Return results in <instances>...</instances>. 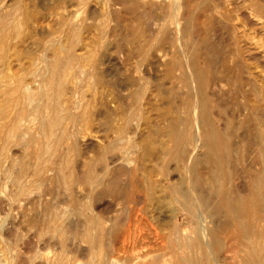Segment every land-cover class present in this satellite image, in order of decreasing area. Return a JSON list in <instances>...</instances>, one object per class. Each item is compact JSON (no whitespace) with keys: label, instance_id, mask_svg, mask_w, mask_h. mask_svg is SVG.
I'll use <instances>...</instances> for the list:
<instances>
[{"label":"rangeland","instance_id":"rangeland-1","mask_svg":"<svg viewBox=\"0 0 264 264\" xmlns=\"http://www.w3.org/2000/svg\"><path fill=\"white\" fill-rule=\"evenodd\" d=\"M141 1L122 0L121 2V0H118V3H116L117 0L114 1L113 0H104V1L103 0H85V1L84 0H61V1L34 0L35 2L34 3L32 0H19V2L17 0H0V171H1L0 173V216H1L0 261L1 264L2 263L52 264L61 258L64 261V264H87V263L100 264V262L104 260L108 261L110 264L111 262L110 259L112 256H114L116 259L115 261L116 263H112V264H162L163 262L161 261H164V259L167 257L171 259V264H174L175 261H176L175 264H179L178 261L180 260V258H182L184 254L186 255L190 253L194 257H196V255L198 254L196 258L199 260L205 258L204 251H202L197 247L196 240L191 241L192 246L190 248L185 250L183 248L180 249L181 247L178 248L175 239L169 236L167 227L165 228L162 225H161L162 228L156 226L158 221L157 222L155 221L154 215L157 214L156 212L157 210L155 211L152 210L153 208L152 209L150 208V206L153 205H150L151 203H149L150 200H148L147 197L148 194L146 193V191L144 190L140 191L141 188L138 187L134 189H131L130 187L126 188L127 184L125 183L129 181L131 175L129 173L131 171L132 174H134V176L137 173V175H139L137 176V178H139L140 180L143 177L139 168L136 169L137 159L139 155L138 145L140 140L139 132L135 131L136 130L135 125L138 119L135 117L133 118L132 120L133 124H131L130 127L131 129L128 128L129 132H126L124 134L125 138L123 140H115V138H117L115 129L118 126L122 125L123 116L125 114V110L127 109V107H125L124 105V102L126 101L123 102V99L125 100V98H127L129 93L135 91L139 94L137 97V102L135 104V110L139 112L143 106L147 109L148 112L150 110L149 115H150L151 123L147 125L143 124L142 128L144 129V132L149 133L150 137L153 139L157 138L158 136H160L158 138L162 137L165 140L169 138L168 136L164 137L162 132L161 133L159 132L158 135H155L157 134L155 133V129L157 127L161 129L165 128L166 116L171 113L172 111L171 109H173L172 104L174 107L181 105L182 99H184L183 97H185V91L187 87L183 84V82L179 77L181 69L179 68L180 70H178V68L172 67V65L170 64L169 65L166 64L168 61H170L172 58L176 56H178L181 59V63L184 65L186 63V59L188 58L189 53L196 51L198 56H200L199 58L202 60L203 65L205 64L204 67L205 69L207 68L206 70L208 71L207 72L208 75L212 78V82H213L212 90L214 92L217 91L218 93L216 92V95H218L222 100L227 102L226 104L227 106L224 105L220 107L221 111H223L224 117L227 118L228 116L227 113L229 114L230 111L231 112L233 111L237 114L242 113L240 119H238L239 123L235 125L234 134L232 137L235 142L239 141V143L241 144V150H239L238 155L235 151H232L229 161L225 164L227 171L229 170L227 185L229 186L233 185L235 187L238 184L239 186L241 184L243 176H246V181L248 182V184H251L253 175L256 173L257 168L261 166L260 163L262 157L259 154V152L255 153V158H253L254 156L250 158L249 156L250 153L244 148L246 147L245 144L247 145L248 139L255 137L256 132H258L260 129H263V125H264V0H164L165 2L163 0H141ZM175 1L178 2L179 4L175 3ZM163 2L165 3L164 6H160V4ZM45 5L46 6L49 5V6L46 7ZM64 5L68 6L70 9L67 7L68 9L67 11L66 6L64 7ZM179 6L180 8H178ZM98 7H100V9ZM141 7L143 10L141 9ZM34 8L36 9V11L34 10ZM109 8L111 9L112 13ZM55 9L56 11L54 12ZM148 9L149 11H147ZM11 14L12 17L10 16ZM3 15L5 16V18L3 17ZM27 16H29V19ZM113 16L115 17L113 18ZM1 17H3L4 19ZM55 19L56 21H54ZM62 19L63 21L64 20H69V22L72 21L75 24L78 22L77 25H79V29L71 31V29L68 27L63 28ZM177 20H179V23L176 22ZM187 22L190 24L191 32L185 35V33L182 31V27ZM86 23L87 25L89 24L90 25L87 26ZM40 24L41 26H39ZM45 24L48 25L46 26ZM126 26L128 28L130 26L131 27L128 29ZM171 28H173L172 31ZM140 29L141 30L143 29V31H138ZM65 30L68 33H66ZM115 31L118 34L115 33ZM44 32L45 34H43ZM34 36H36L37 38ZM114 36L116 39L114 38ZM143 39L146 40L142 41ZM87 41L88 42L91 41V42L88 44ZM71 43H73L72 51L76 55L75 59L71 58L70 60L66 51H62L63 65L59 71L58 78L61 79L63 83L62 99L63 97H67L68 101H70L69 103L71 104V108L70 110L68 109L69 110L68 112H70L71 114L73 113V116L66 117L67 110L64 109L63 112L61 111L62 113L61 115L65 113L64 114L65 116L63 115L64 117L63 123L65 122H66L65 124L68 123L67 125L69 130L68 133L64 134L62 133L61 126L60 128L57 127L58 136H60L61 139L60 141L54 136L46 135L45 131L41 127L38 107L42 106L43 107L42 109L45 113L49 111V108L43 105V101L39 100L38 98L33 99L32 102L31 100H27L25 103V115L21 119H15L17 108L15 109L14 104H10L11 102H9V99H7L9 96L6 93L7 92L6 90H8L9 87H11L12 81H14V79L22 78L26 80L28 83L32 80L30 82L31 84L29 83V89L32 94L36 93V91H39L40 90L39 88L41 87L40 85H42V74L49 73L48 64L50 61H52L51 54H53L54 52L53 50L55 46L57 45L65 46V45H70ZM84 43L87 44V46ZM129 43L130 46L128 47ZM27 44L29 45L27 46ZM123 45L124 48L122 47ZM210 45H212V47ZM88 46L90 49L87 48ZM132 47L133 49L131 50ZM181 47H183L184 50ZM35 48L38 50H36ZM92 48L94 49V51L92 50ZM21 49L22 50L25 49V51L22 52ZM28 51L30 54L28 53ZM47 51L49 53H47ZM102 51H103V55H101ZM165 52H168L167 58L163 59L162 54ZM134 55L135 57H133ZM44 58L46 62H44L45 61ZM79 58L82 60H80ZM22 59L23 61H21ZM30 59H32V61ZM104 61H106L107 63L106 62L104 63ZM68 62H70L71 64L69 65L66 64ZM81 62L86 63L85 70L83 71L75 70V68L78 67L77 65ZM102 62L103 65H101ZM35 65H37L36 66L37 68L35 67ZM39 65L41 68L38 67ZM150 66L151 68H149ZM27 67L30 68L27 69ZM214 67H216L217 70ZM25 68L27 70H23ZM13 69L16 71H13ZM183 69H186L185 65L183 66ZM98 70L99 72H97ZM81 72L84 73L81 74ZM67 73L69 74V76H67ZM99 73L100 74L102 73L101 76ZM94 75H96L95 77L96 80L94 79V77H92ZM156 78L157 80L155 81ZM67 79L69 82L67 81ZM104 79L107 80V82ZM218 79L221 82H219ZM98 82L100 85H98ZM112 82L117 84L115 85ZM155 82L158 83L157 86H155ZM71 83L73 86H71ZM251 83H256V86H254ZM102 85L103 86L105 85L106 89ZM35 86L38 87L36 88ZM133 86L134 87L137 86L138 88L137 87L134 88ZM212 86L210 87L212 88ZM257 86L260 89H257ZM112 88H114L113 90L118 95L113 93ZM117 88L120 89L118 90ZM48 89L52 90L50 88ZM255 89H257L258 93L255 91ZM70 90L73 91L72 93L69 94V92H71ZM110 90L112 91V93L110 92ZM102 91L103 93L105 92L104 93L105 97ZM109 94L111 95V97H113V101H111L112 98L110 97ZM150 94H152V96H150ZM107 95L109 97H107ZM103 97L106 98L104 101H103L104 99ZM65 99L66 98H64L63 100L66 103ZM37 100L39 103L37 102ZM62 101L61 103L64 104V101L63 102ZM87 101L90 103H88ZM166 101L167 103L165 104ZM96 104L97 107L95 106ZM114 104L118 107H116ZM256 104L260 106L258 118L254 115L255 111H253L252 109L253 107L255 108L257 107ZM107 105H109L110 108L107 107ZM94 106L96 108H93ZM9 107L11 108V110ZM84 108L86 109L84 110ZM101 108L102 110H100ZM93 109L98 114L96 115V117L95 116L91 117L90 112L88 113V111H92ZM110 109L112 111H110ZM86 110L87 112L86 114H84V111ZM4 111H7L8 113L6 118L3 117ZM99 112H101L100 116H99ZM114 113L116 114L118 113V114L116 115ZM106 114H108V116ZM160 114H162V116H160ZM101 117L105 119H102ZM6 119L10 123V125H7V127L4 126V124L6 123ZM121 119L122 122L118 121ZM79 120L82 121L83 123L80 122ZM17 122H19V127L14 128ZM117 123H119L118 126ZM155 123L157 126L155 125ZM160 123L163 126H160L161 125ZM9 128H11L13 131ZM79 128H81L82 131ZM19 132L21 134L20 137L17 136ZM26 132L28 133V135L26 134ZM70 139L72 141H69ZM111 141L115 142L114 146L112 148L106 149V144H108ZM47 142L49 146H51L48 147V149L44 148V145ZM87 148L89 149L91 148V149L87 150ZM5 150H7V152ZM39 150H41V154L39 153ZM85 151L87 153H85ZM74 152L75 154L73 155ZM116 154L122 157L125 156V159H119L115 163L117 165L115 167L108 165L109 169L106 167L104 170L98 171V173L100 174V175L98 174L99 175L98 177L100 178L90 183L88 181V177L90 175V172L93 170V167L89 164V162L86 161H89V158L92 159L96 156L102 155L105 157L104 162H108L110 160L109 156L112 157L115 156ZM134 154H137V156ZM90 155H92V157ZM130 158H133V161L130 160ZM85 159L87 160L85 161ZM5 160L8 162H4ZM125 160L128 161L130 160V161L128 163V161ZM150 160L153 161L155 160V162L149 161L148 165L152 166L156 164L158 168L157 171L149 172L150 177L153 179H160V180L163 179L165 176L164 174H166L167 171L163 169L161 166H159L158 163H156L157 162L156 158L152 157ZM163 160L164 159L160 157L159 163L160 162L163 163ZM55 161H57V163H56V167L54 168ZM133 165H135L134 168L132 167ZM5 166H7L8 168ZM51 167L53 168L51 169ZM255 167L257 168L255 169ZM80 172H83L82 176L84 178V181L82 184L79 182V176L81 175ZM158 173L162 176H160ZM13 177L14 179H12ZM112 181L115 184L112 183ZM121 183L122 185H120ZM80 185L86 186L85 192H79V190L81 191ZM25 187H29V192H28L29 194L27 195L22 193L23 192L22 189ZM71 187H73V189ZM123 187L125 189H122ZM44 191L47 193H45ZM104 191L107 193L101 196L100 194L103 193ZM84 193L88 195L87 197L90 198V200L86 196H84L85 195ZM156 193L157 195L165 194L164 191L163 192L159 191V193L158 192ZM34 194L35 196H32ZM44 195L46 196L42 197ZM65 195L67 196V198ZM28 198L30 200L31 198H33V200L30 201ZM36 199H38L39 202ZM125 199L126 200L128 199V201H126ZM23 200H25L26 202ZM28 200L30 203L28 202ZM41 201L43 204L41 203ZM78 201H81L82 203L79 204ZM132 201L134 204H132ZM178 201L179 200L176 198L175 194H172L171 196H169V199H165L163 201V205H164L163 209L167 217H172L173 210H177L181 206L180 202ZM175 203H177L176 204L177 206L175 205ZM38 204L40 205V207ZM71 206H73V208ZM145 207L147 211L144 210ZM74 208L75 210H73ZM110 210L114 212L112 213ZM169 210L172 211L169 212ZM45 211L47 212L45 213ZM247 212L248 213H246L245 219L255 227L256 232H259L262 235H264V210L263 211L259 210V212H255L254 214L250 212V209ZM54 213H56L57 215H54ZM110 213L113 215H111ZM124 213L126 214L129 213L128 215L131 214L133 216L135 215V217H137L138 219L140 217L139 220H137L136 222L134 221L136 223V224L134 223V226L135 227L139 226L138 231L140 233L138 235L139 237L137 236L139 241L137 242L136 246L133 247V244L131 245L132 247L129 246L130 247L129 250L132 249L130 250V252L129 250L128 252H123V250L121 251L118 248V246L121 245V238L123 239V237L119 238L120 241L115 251L113 247L114 244L113 235L112 233L109 232L110 231L109 229L111 228L110 226H112L113 224L117 223L118 227H120V225L122 226L123 224L124 226L127 223L126 220L128 215H125ZM92 216H95V222L92 223L91 226H87L86 223L87 218H90ZM108 216H111L112 218ZM121 218H123L124 220ZM111 220L114 223L111 222ZM138 221L139 223H137ZM220 222H222L224 225V233L231 234L234 237L236 236L238 237V241L239 243H241L239 246L238 255L240 254V252L241 254L244 253V250H242L244 249L242 247L243 237L241 236V233L239 231V228L236 224V220L234 219V217L229 215H223ZM72 223H74V226L72 225ZM101 224L103 225V228H100ZM93 225L95 226V228ZM152 227L153 230L154 228L158 230V234L152 230ZM55 230L57 233L55 232ZM29 237L30 238L32 237L31 240L29 239ZM48 237L50 240H48ZM38 238L40 239L37 240ZM43 238L45 241L43 240ZM93 239L95 241H93ZM153 240H155V242ZM38 243L41 245H39ZM141 246L143 247V249ZM44 248L46 250L49 249V251L46 254L44 253L46 251L44 250ZM137 249H139V251ZM149 250H151V253ZM195 250L197 251V253L195 252ZM147 251L149 252L147 253ZM155 253L157 257L154 256ZM41 254L42 256H40ZM49 254L53 256L52 258L55 260H53L51 256H49ZM150 256L152 258H150ZM47 257H49L52 261L47 260ZM119 257L120 259H118ZM137 257L139 259H134ZM79 260L83 262L81 263L80 261V263H78ZM237 261H240V256L235 258L234 260L228 257L226 260H224V263L239 264V262ZM240 263L245 264L241 261Z\"/></svg>","mask_w":264,"mask_h":264},{"label":"bare ground","instance_id":"bare-ground-1","mask_svg":"<svg viewBox=\"0 0 264 264\" xmlns=\"http://www.w3.org/2000/svg\"><path fill=\"white\" fill-rule=\"evenodd\" d=\"M19 2V0H17ZM34 2V0H32ZM44 1V0H43ZM61 1V0H60ZM85 1V0H84ZM104 1V0H103ZM114 1V0H113ZM127 1V0H126ZM139 1V0H138ZM141 1V0H140ZM164 1V0H163ZM31 2V1H30ZM29 2V3H30ZM46 2V1H45ZM122 2V0H121ZM124 2V1H123ZM130 2V1H129ZM136 2V1H135ZM142 2V1H141ZM165 2V1H164ZM161 3L160 6H164L165 3ZM14 3V2H13ZM35 3V2H34ZM37 3V2H36ZM62 3V2H61ZM109 3V2H108ZM118 3V0L117 2ZM120 3V2H119ZM133 3V2H132ZM147 3V2H145ZM154 3V2H153ZM175 3H178L175 1ZM19 4V3H17ZM49 4V3H48ZM54 4V3H53ZM60 4V3H59ZM179 4V3H178ZM36 5V4H35ZM58 5V4H57ZM75 5V3H74ZM135 5V4H134ZM140 5V3H139ZM143 5V4H142ZM150 5V3H149ZM177 5V4H176ZM46 6V5H45ZM49 6V5H47ZM46 6V7H47ZM66 5H64L65 7ZM114 6V5H113ZM144 6V5H143ZM142 6V7H143ZM15 7V6H14ZM13 7V8H14ZM28 7V6H27ZM38 7V6H37ZM68 6H66V10ZM95 7V6H94ZM110 7V6H109ZM135 7V6H134ZM137 7V6H136ZM141 7V9H142ZM154 7V6H153ZM156 7V6H155ZM42 8V7H41ZM69 8V7H68ZM72 8V7H71ZM93 8V6H92ZM100 9V7H98ZM176 8V7H175ZM180 8V6L178 7ZM28 9V8H27ZM46 9V8H45ZM65 9V8H64ZM70 9V8H69ZM75 9V8H74ZM110 9V8H109ZM133 9V8H132ZM135 9V8H134ZM138 9V8H137ZM150 9V8H149ZM149 9L147 11H149ZM17 10V9H16ZM34 10L36 11V9L34 8ZM39 10V9H38ZM47 10V9H46ZM63 10V9H62ZM61 10V12H62ZM92 10V9H91ZM95 10V9H94ZM105 10V9H104ZM113 10V9H112ZM143 10V9H142ZM27 11V10H26ZM56 11V9L54 10V12ZM58 11V10H57ZM111 11V9H110ZM146 11V12H147ZM178 11V10H177ZM205 11V10H204ZM31 12V11H30ZM64 12V11H63ZM75 12V11H74ZM94 12V11H93ZM96 12V11H95ZM98 12V10H97ZM101 12V11H100ZM103 12V11H102ZM182 12V11H181ZM49 13V12H48ZM60 13V12H59ZM73 13V12H70ZM112 13V11H111ZM134 13V12H133ZM138 13V12H137ZM176 13V12H175ZM207 13V12H206ZM6 14V13H5ZM36 14V13H35ZM52 14V12H51ZM65 14V13H64ZM63 14V15H64ZM97 14V13H96ZM102 14V13H101ZM136 14V13H135ZM178 14V13H177ZM21 15V14H20ZM46 15V14H45ZM62 15V16H63ZM69 15V14H68ZM99 15V13H98ZM115 15V14H114ZM137 15V14H136ZM12 17V14L10 15ZM23 16V15H22ZM35 16V15H34ZM60 16V15H59ZM91 16V15H90ZM132 16V15H131ZM177 16V15H175ZM180 16V14H179ZM177 16V17H179ZM3 17L5 18V16L3 15ZM1 17V18H3ZM29 19V16H27ZM55 17V16H54ZM115 16H113L114 18ZM135 17V16H134ZM133 17V18H134ZM161 17V16H160ZM189 17V16H188ZM197 17V16H196ZM206 17V16H205ZM3 18V19H4ZM59 18V17H58ZM78 18V17H77ZM155 18V17H154ZM153 18V19H154ZM162 18V17H161ZM32 19V18H31ZM50 19V18H49ZM92 19V18H91ZM97 19V18H96ZM46 20V19H45ZM59 20V19H58ZM61 20V19H60ZM157 20V19H156ZM155 20V21H156ZM164 20V19H163ZM29 21V20H28ZM56 21V19L54 20ZM63 21V19H62ZM206 21V20H205ZM20 22V21H19ZM23 22V21H22ZM40 22V21H39ZM47 22V21H46ZM50 22V20H49ZM52 22V21H51ZM82 22V21H81ZM91 22V21H90ZM94 22V21H93ZM176 22L179 23V20H177ZM197 22V21H196ZM202 22V21H201ZM199 22V23H201ZM12 23V22H11ZM27 23V22H26ZM30 23V22H29ZM37 23V22H36ZM43 23V22H42ZM45 23V21H44ZM78 23V22H77ZM77 23L75 24L74 22L69 20H64L62 23V27H68L71 29V31L77 30L79 29V25H77ZM95 23V22H94ZM157 23V22H156ZM23 24V23H21ZM38 25V24H37ZM36 25V26H37ZM46 25V24H45ZM48 25V24H47ZM46 25V26H47ZM87 25V23H86ZM90 25V24H89ZM87 25V26H89ZM31 26V25H29ZM41 26V24L39 25ZM58 26V25H57ZM56 26V27H57ZM128 26V25H127ZM126 26V27H127ZM195 26V25H194ZM131 27V26H130ZM129 27V28H130ZM133 27V26H132ZM168 27V26H166ZM193 27V26H192ZM35 28V27H34ZM44 28V27H43ZM49 28V27H48ZM128 28V27H127ZM128 28V29H129ZM138 28V27H136ZM165 28V27H164ZM208 28V27H207ZM210 28V27H209ZM45 29V28H44ZM173 28H171L172 31ZM37 30V29H36ZM83 30V29H81ZM115 30V28H114ZM113 30V31H114ZM193 30V29H192ZM45 31V30H44ZM50 31V30H48ZM68 31V30H67ZM109 31V30H108ZM107 31V32H108ZM138 31H143V29L138 30ZM182 31L186 34H189L191 32V27L190 24L187 22L185 25H183L182 27ZM66 32V30H65ZM64 32V33H65ZM169 32V31H168ZM204 32V31H203ZM63 33V34H64ZM68 33V32H66ZM70 33V32H69ZM109 33V32H108ZM114 33V32H113ZM115 33H117L115 31ZM131 33V32H130ZM152 33V32H151ZM179 33V32H178ZM181 33V32H180ZM30 34V33H29ZM45 34V32L43 33ZM118 34V33H117ZM125 34V33H124ZM129 34V31H128ZM204 34V33H203ZM202 34V35H203ZM31 35V34H30ZM47 35V34H46ZM49 35V34H48ZM65 35V34H64ZM67 35V34H66ZM150 35V34H147ZM180 35V34H179ZM178 35V36H179ZM195 35V34H194ZM32 36V35H31ZM38 36V35H36ZM34 36V37H36ZM56 36V35H55ZM113 36V35H111ZM125 36V35H124ZM123 36V37H124ZM69 37V36H68ZM83 37V36H82ZM180 37V36H179ZM37 38V37H36ZM115 38V36H114ZM149 38V37H148ZM158 38V37H157ZM196 38V37H195ZM205 38V37H204ZM211 38V37H210ZM29 39V38H28ZM76 39V38H75ZM116 39V38H115ZM119 39V37H118ZM152 39V38H151ZM150 39V40H151ZM197 39V38H196ZM51 40V39H50ZM88 40V38H87ZM146 39H143L142 41H144ZM180 40V39H179ZM27 41V40H25ZM36 41V40H35ZM38 41V40H37ZM92 41V40H91ZM91 41H87L88 44ZM126 41V40H125ZM129 41V40H128ZM138 41V40H137ZM140 41V40H139ZM148 41V40H147ZM188 41V40H187ZM41 42V41H40ZM63 42V41H62ZM61 42V43H62ZM78 42V41H77ZM93 42V41H92ZM130 42V41H129ZM29 43V42H26ZM32 43V42H31ZM102 43V42H101ZM135 43V40H134ZM189 43V42H188ZM36 44V43H35ZM34 44V45H35ZM43 44V43H42ZM45 44V42H44ZM64 44V43H63ZM85 44V43H84ZM110 44V43H109ZM108 44V45H109ZM125 44V43H124ZM133 44V43H132ZM141 44V43H140ZM29 44H27L28 46ZM33 45V44H32ZM31 45V47H32ZM87 46V44H85ZM94 45V44H93ZM138 45V44H137ZM142 45V44H141ZM188 45V44H187ZM91 46V45H89ZM89 46L87 48H89ZM130 46V43L128 44V47ZM134 46V45H133ZM212 47V45H210ZM11 47V46H10ZM20 47V46H19ZM23 47V46H22ZM26 47V46H25ZM36 47V46H35ZM38 47V46H37ZM99 47V46H98ZM124 48V45L122 46ZM121 47V49H122ZM146 47V45H145ZM172 47V46H171ZM24 48V47H23ZM22 48V49H23ZM28 48V47H27ZM30 48V47H29ZM73 48V43H71L70 45H57L54 48V52L52 55V61L49 62V73H43L42 74V85H40L41 87L39 88V91H36V93L32 94L30 92L29 89V83L32 81H30L29 83L22 79V78H16L14 79V81H12L11 87H9L8 90H6L7 95L9 96L7 99H9V102H11L10 104H14L15 109L17 108V112L15 114V119H21L24 115H25V103L27 100H32L35 98H38L39 100L43 101V105L47 106L49 108V111L47 113H45L43 111V107L39 106L38 107V111H39V117H40V124L42 129L45 131L46 135H50V136H54L57 139H60V136H58V130L57 127L60 128L61 126V130L62 133L66 134L68 133V123L65 124L63 123V115H61V111L63 112V110H67V114L66 117H72L73 113L71 114L70 112H68L71 108V104L69 103L70 101H68L67 97H63L66 98V103L65 101L62 99L63 96V83L61 81V79L58 78L59 75V71L63 65V57H62V51H66L67 55L69 56L70 60L71 58L75 59V53H73L72 51ZM94 48V47H93ZM92 48V50L94 51V49ZM183 49V47H181ZM21 51H25L22 50ZM36 49V48H35ZM90 49V48H89ZM133 49V47L131 48V50ZM28 50V49H27ZM38 50V49H36ZM88 50V49H87ZM110 50V49H109ZM130 50V51H131ZM184 50V49H183ZM195 50V49H194ZM32 51V49H31ZM49 51V50H48ZM47 51V53H49ZM84 51V50H83ZM91 51V50H89ZM105 51V50H103ZM103 51L101 53V55H103ZM121 51V50H120ZM140 51V50H139ZM85 52V51H84ZM123 52V51H122ZM126 52V51H125ZM161 52V51H160ZM184 52V51H183ZM19 53V52H18ZM29 53V51H28ZM38 53V51H37ZM45 53V52H44ZM65 53V52H64ZM78 53V52H77ZM91 53V52H90ZM106 53V52H105ZM246 53V52H245ZM30 54V53H29ZM27 54V55H29ZM36 54V53H35ZM89 54V53H87ZM95 54V53H93ZM134 54V53H133ZM167 54L168 52L163 53V59L167 58ZM212 54V53H211ZM50 55V56H51ZM132 55V53H131ZM185 55V54H184ZM15 56V55H14ZM23 56V55H21ZM123 56V55H122ZM186 56V55H185ZM20 57V56H19ZM31 57V56H30ZM29 57V58H30ZM132 57V56H131ZM135 57V55L133 56ZM187 57V56H186ZM185 57V58H186ZM200 56H198V54L196 53V51L190 52L188 55V58L186 59V63L184 64L186 69H183V64L181 63V59L176 56L174 58H172L170 61H168L166 64H170L172 65V67H176L178 68V70H180V79L183 82V84L187 87L186 91H185V97H183L184 99H182V103L181 105L178 106H173L172 104V108L171 109V113L168 114L166 116V124H165V128L161 129L159 127H157L155 129V135H158V133L162 132L164 137L168 136L169 138L167 140H165L164 138H158L160 136H158L157 138H151L149 133H145L143 127V124L147 125L151 123V119H150V108L148 109L149 112L147 111V109L143 106L139 112H137V110H135V104L137 102V97H138V93L135 92H131L128 94L127 98H125V100L123 99L124 105L125 107H127V109L125 110V114L123 116V123L122 125L118 126L119 123H117V128L115 129L116 132V136L117 138H115V140H123L124 134L128 131V128L131 129V124L133 118H137V123H136V132H139L140 134V140H139V155H138V159H137V166L136 169L139 168V170L141 171L142 174V179L140 180L139 178H137V173H136V177L134 176V174H132V171L129 173L130 175V179L129 181H127L125 184H127L126 188L130 187L131 189L134 188H141V190L146 191V193L148 194V200L149 203H151L150 208L152 210H157V214L154 215L155 221L157 222L156 226L161 227V225L163 227H167L168 228V234L170 237H173L175 239V242L178 246V248L180 249H188L192 246V242L193 240L197 241V247L199 249H201L202 251H204V255L205 258L204 259H197V255L196 257H194L193 255L190 254H184L182 258H180V260L178 261L179 264H227L224 263V260H226L228 257L232 258L233 260L237 257L240 256V261L245 263V264H264V235H262L259 232L255 231V227L245 219L246 217V213H248L247 211L250 209L251 213H255V212H259L264 210V125H263V129H260L258 132H256L255 137H252L250 139H248L247 141V145L245 144V150H247L250 153V158H255V153L259 152V154L261 155L262 159H261V166H259L258 168L255 167L256 173L253 175L252 180H251V184H248V182L246 181V176H243L241 184L238 186H229L227 185L228 183V171L226 169L225 164L229 161L230 155L232 151H235L238 155L239 150H241V144L239 143V141H234L233 140V134H234V128L235 125L238 122V119H240V116L242 115V113L237 114L235 112H231L229 109V114L227 113V118L224 117L223 111H221V106H227V102L222 100L218 95H216V92H214L213 86H212V78L208 75V71L205 69L202 60L199 58ZM28 58V57H27ZM20 59V58H19ZM37 59V58H36ZM72 59V60H73ZM80 59V58H79ZM139 59V58H137ZM32 61V59H30ZM34 60V58H33ZM45 60V58H44ZM82 60V59H80ZM79 60V61H80ZM91 60V59H90ZM104 60V59H103ZM120 60V59H119ZM23 61V59L21 60ZM84 61V60H83ZM86 61V60H85ZM89 61V60H88ZM99 61V60H98ZM108 61V59H107ZM121 61V60H120ZM206 61V60H205ZM42 62V61H41ZM46 62V60L44 61ZM106 61H104L105 63ZM30 63V61H29ZM107 63V62H106ZM211 63V62H210ZM66 64H71L70 62L66 63ZM75 64V63H74ZM88 64V63H87ZM239 64V62H238ZM85 65L86 63H79L75 68V70H85ZM103 65V62L102 64ZM146 65V64H145ZM25 66V65H24ZM28 66V65H26ZM37 65H35L36 67ZM40 67V65L38 66ZM100 67V66H99ZM30 67H27V69H29ZM37 68V67H36ZM41 68V67H40ZM39 68V69H40ZM65 68V67H64ZM74 68V67H73ZM151 68V66L149 67ZM153 68V67H152ZM180 68V69H179ZM213 68V67H212ZM216 68V67H214ZM26 68L23 70H27ZM34 69V68H33ZM104 69V68H103ZM22 70V69H21ZM65 70V69H64ZM68 70V69H67ZM217 70V68H216ZM215 70V71H216ZM13 71H16L13 69ZM46 71V70H45ZM44 71V72H45ZM63 71V70H61ZM73 71V70H71ZM70 71V72H71ZM101 71V70H100ZM105 71V70H103ZM20 72V71H19ZM22 72V71H21ZM31 72V71H30ZM36 72V70H35ZM67 72V71H66ZM69 72V71H68ZM75 72V71H74ZM99 72V70L97 71ZM15 73V72H14ZM34 73V72H33ZM84 72H81V74ZM134 73V72H133ZM132 73V74H133ZM161 73V72H160ZM30 74V73H29ZM91 74V73H90ZM98 74V73H97ZM100 74V73H99ZM102 74V73H101ZM100 74V76H101ZM105 74V73H104ZM13 75V73H12ZM71 75V73H70ZM120 75V74H119ZM147 75V74H145ZM215 75V74H214ZM15 76V75H14ZM20 76V75H19ZM31 76V75H30ZM41 76V75H40ZM67 76H69V74L67 73ZM89 76V75H88ZM116 76V75H115ZM127 76V75H126ZM2 77V76H1ZM12 77V76H11ZM86 77V76H85ZM96 77V75L92 76ZM104 77V76H103ZM162 77V76H161ZM217 77V76H216ZM229 77V76H228ZM6 78V77H4ZM87 78V77H86ZM91 78V77H90ZM127 78V77H126ZM149 78V75H148ZM215 78V77H214ZM218 78V77H217ZM232 78V77H231ZM29 79V78H28ZM74 79V78H73ZM83 79V78H82ZM99 79V78H98ZM103 79V78H101ZM100 79V80H101ZM120 79V78H119ZM124 79V78H123ZM161 79V78H160ZM220 79V78H219ZM218 79V81H219ZM38 80V79H37ZM96 80V79H95ZM105 80V79H104ZM149 80V79H148ZM157 80V78L155 79V81ZM4 81V80H3ZM68 81V79H67ZM76 81V80H74ZM81 81V80H80ZM89 81V80H88ZM87 81V82H88ZM102 81V80H101ZM107 82V80H105ZM243 81V80H242ZM241 81V82H242ZM35 82V81H34ZM41 82V81H40ZM69 82V81H68ZM71 82V81H70ZM79 82V81H78ZM116 82V81H114ZM112 82V83H114ZM127 82V81H126ZM141 82V81H140ZM149 82V81H148ZM221 82V81H219ZM245 82V80H244ZM254 82V81H253ZM256 82V81H255ZM77 83V82H75ZM80 83V82H79ZM89 83V82H88ZM95 83V82H94ZM104 83V81H103ZM31 84V83H30ZM102 84V83H101ZM115 84V83H114ZM117 84V83H116ZM115 84V85H116ZM212 86V88L209 86ZM226 84V83H225ZM229 84V83H228ZM254 86H256V83H251ZM39 85V84H38ZM65 85V84H64ZM91 85V83H90ZM98 85L99 82H98ZM109 85V84H107ZM120 85V84H119ZM137 85V84H136ZM140 85V84H139ZM158 83L155 82V86H157ZM214 85V84H213ZM231 85V84H230ZM66 86V85H65ZM64 86V87H65ZM71 86L72 83H71ZM89 86V85H88ZM103 86V85H102ZM149 86V85H148ZM163 86V85H162ZM232 86V85H231ZM234 86V85H233ZM239 86V85H238ZM5 87V85H4ZM36 87V86H35ZM33 87V88H35ZM38 87V86H37ZM36 87V88H37ZM90 87V86H89ZM100 87V86H99ZM105 88V85L103 86ZM113 87V86H111ZM125 87V86H124ZM134 87V86H133ZM137 87V86H136ZM134 87V88H136ZM227 87V86H226ZM225 87V88H226ZM235 87V86H234ZM2 88V86H1ZM48 88L52 89L49 90ZM67 88V87H66ZM69 88V87H68ZM74 88V87H72ZM87 88V87H86ZM91 88V87H90ZM88 88V89H90ZM122 88V87H121ZM138 88V87H137ZM185 88V87H184ZM101 89V88H100ZM106 89V88H105ZM104 89V90H105ZM114 88H112L113 90ZM118 89V88H117ZM120 89V88H119ZM118 89V90H119ZM154 89V88H153ZM172 89V88H171ZM174 89V88H173ZM234 89V88H233ZM239 89V88H238ZM257 89H260L257 86ZM257 89H255V91L257 92ZM65 90V89H64ZM82 90V89H81ZM99 90V88H98ZM168 90V89H166ZM226 90V89H225ZM72 93L73 90H70ZM87 91V90H86ZM96 91V90H95ZM106 91V90H105ZM108 91V90H107ZM117 91V90H116ZM125 91V90H124ZM128 91V90H127ZM165 91V90H164ZM98 92V91H97ZM96 92V93H97ZM110 92L112 93V91L110 90ZM120 92V91H119ZM154 92V91H153ZM166 92V91H165ZM164 92V93H165ZM248 92V91H247ZM67 93V92H66ZM74 93V92H73ZM99 93V92H98ZM97 93V94H98ZM103 93V91H102ZM101 93V94H102ZM105 93V92H104ZM103 93L104 97L105 94ZM110 93V94H111ZM113 93H115V91L113 90ZM121 93V92H120ZM119 93V94H120ZM163 93V94H164ZM218 93V92H217ZM258 93V92H257ZM65 94V93H64ZM84 94V93H83ZM91 94V93H90ZM89 94V95H90ZM96 94V95H97ZM109 94V95H110ZM117 94V93H115ZM114 94V95H115ZM5 95V92H4ZM118 95V94H117ZM122 95V94H121ZM67 96V94H66ZM72 96V95H70ZM68 96V97H70ZM85 96V95H84ZM100 96V95H99ZM113 96V95H112ZM150 96H152V94H150ZM174 96V95H173ZM225 96V95H224ZM87 97V95H86ZM95 97V94H94ZM92 97V98H94ZM103 97V98H104ZM107 97H109L107 95ZM111 97V95H110ZM115 97V96H114ZM123 97V96H122ZM157 97V95H156ZM182 97V96H181ZM113 101V97H111ZM109 98V99H111ZM119 98V97H118ZM155 98V97H153ZM161 98V97H160ZM98 99V98H95ZM102 99V98H101ZM106 98L103 99V101ZM64 101V104L61 103V101ZM70 100V99H69ZM73 100V99H72ZM91 100V99H90ZM89 100V101H90ZM115 100V99H114ZM117 100V98H116ZM115 100V101H116ZM120 100V99H119ZM7 101V100H5ZM62 101V102H63ZM82 101V100H81ZM96 101V100H95ZM101 101V100H100ZM102 101V103H103ZM114 101V102H115ZM150 101V99H149ZM156 101V100H155ZM154 101V102H155ZM161 101V100H160ZM164 101V99H163ZM172 101V99H171ZM38 102V100H37ZM86 102V101H85ZM88 102V101H87ZM122 102V103H123ZM157 102V101H156ZM39 103V102H38ZM90 103V102H88ZM86 103V104H88ZM96 103V102H95ZM100 103V102H97ZM110 103V100H109ZM108 103V104H109ZM113 103V102H112ZM121 103V102H119ZM153 103V102H152ZM167 103V101L165 102V104ZM180 103V102H179ZM4 104V103H3ZM79 104V103H78ZM107 104V103H106ZM118 104V103H116ZM150 104V103H149ZM94 105V104H93ZM115 105V104H114ZM113 105V106H114ZM253 105V104H252ZM38 106V105H37ZM97 107V104L95 105ZM93 108H96V107ZM100 106V105H99ZM116 106V105H115ZM148 106V104H147ZM159 106V104H158ZM171 106V105H170ZM256 108L253 107V111H255L254 115L258 118L259 116V109L260 106L258 104H256ZM36 107V106H35ZM107 107H109V105H107ZM118 107V106H116ZM161 107V106H160ZM159 107V108H160ZM164 107V106H163ZM262 107V106H261ZM8 108V107H7ZM10 108V107H9ZM78 108V107H77ZM110 108V107H109ZM114 108V107H113ZM158 108V107H157ZM62 109V110H61ZM69 109V110H68ZM86 108H84L85 110ZM112 109V108H111ZM110 109V111H112ZM119 109V108H118ZM117 109V110H118ZM152 109V108H151ZM156 109V108H155ZM243 109V108H242ZM6 110V109H4ZM11 110V108H10ZM88 110V109H87ZM86 111H84V114H86ZM102 110V108L100 109ZM109 110V109H108ZM154 110V109H153ZM158 110V109H157ZM163 110V109H162ZM250 110V109H249ZM8 111V110H7ZM7 111L3 112V117L6 118L7 116ZM105 111V110H103ZM102 111V112H103ZM166 111V110H165ZM242 111V110H241ZM245 111V110H244ZM90 112V116L93 117L96 115H98L96 113V111L93 109L92 111H88V113ZM120 112V111H119ZM164 112V111H162ZM237 112V111H236ZM246 112V111H245ZM99 112V116H100ZM244 113V112H243ZM261 113V112H260ZM103 114V113H102ZM116 114V113H114ZM118 114V113H117ZM116 114V115H117ZM80 115V114H79ZM104 115V114H103ZM108 116V114H106ZM121 115V114H120ZM123 115V114H122ZM65 116V115H64ZM77 116V115H76ZM81 116V115H80ZM102 116V115H101ZM112 116V115H111ZM119 116V115H118ZM160 116H162V114H160ZM82 117V116H81ZM103 117V116H102ZM101 117V118H102ZM76 118V117H75ZM98 118V116H97ZM100 118V119H101ZM112 118V117H111ZM122 118V117H121ZM225 118V119H224ZM35 119V118H34ZM83 119V118H82ZM105 119V118H102ZM250 119V118H249ZM108 120V119H107ZM136 120V119H134ZM80 121V120H79ZM86 121V120H85ZM88 121V120H87ZM110 121V120H109ZM113 121V120H111ZM117 121V120H116ZM115 121V123H116ZM122 122L121 120H118ZM248 121V120H247ZM262 121V120H261ZM82 122V121H80ZM263 122V121H262ZM75 123V122H74ZM83 123V122H82ZM81 123V124H82ZM97 123V122H96ZM107 123V122H106ZM163 123V122H162ZM101 124V122H100ZM114 124V123H113ZM158 124V123H157ZM161 124V123H160ZM159 124V125H160ZM7 125H10V123L8 122V120L6 119V123L4 124L5 127H7ZM156 125V123H155ZM81 126V125H80ZM157 126V125H156ZM160 126H163L162 124ZM239 126V125H237ZM19 127V122L16 123L14 128ZM93 127V126H92ZM101 127V126H100ZM103 127V126H102ZM155 127V126H154ZM248 127V126H247ZM254 127V126H253ZM257 127V126H256ZM21 128V127H20ZM109 128V127H108ZM148 128V127H147ZM153 128V126H152ZM261 128V127H260ZM11 129V128H9ZM81 131L82 129L79 128ZM97 129V128H96ZM95 129V130H96ZM12 130V129H11ZM74 130V129H73ZM98 130V129H97ZM13 131V130H12ZM80 131V132H81ZM23 132V131H22ZM21 132V133H22ZM73 132V131H72ZM135 132V134H136ZM149 132V131H148ZM153 132V131H152ZM111 133V132H110ZM255 133V132H254ZM26 134L28 135V133L26 132ZM104 134V133H103ZM25 135V134H24ZM75 135V133H74ZM81 135V134H79ZM138 135V134H137ZM153 135V134H152ZM154 135V136H155ZM162 135V134H161ZM17 136H21L20 132L17 134ZM78 136V135H77ZM136 136V135H135ZM76 137V136H75ZM241 137V136H240ZM244 137V136H243ZM250 137V136H249ZM70 138V137H69ZM109 138V137H108ZM136 138V137H135ZM127 139V138H126ZM138 139V137H137ZM90 140V139H89ZM114 140V141H115ZM69 141H72L71 139ZM76 141V140H75ZM88 141V140H87ZM92 141V140H91ZM114 141L109 142L108 144H106V149L108 148H112L115 144ZM130 141V140H128ZM94 142V141H93ZM101 144V143H100ZM129 144V143H128ZM243 144V143H242ZM54 145V144H53ZM79 145V144H78ZM77 145V147H78ZM95 145V144H94ZM49 146L48 142L44 145V148L48 149ZM63 147V146H62ZM121 147V145H120ZM38 148V147H37ZM56 148V146H55ZM124 148V147H123ZM83 149V148H82ZM89 148H87L88 150ZM91 149V148H90ZM89 149V150H90ZM94 149V148H93ZM92 149V150H93ZM118 149V148H117ZM29 150V148H28ZM31 150V148H30ZM79 150V149H78ZM136 150V149H135ZM7 152V150H5ZM126 151V150H124ZM130 151V149H129ZM32 152V151H31ZM90 152V151H89ZM88 152V153H89ZM92 152V151H91ZM247 152V153H248ZM5 153V152H4ZM39 153L41 154V150H39ZM85 153H87L85 151ZM117 153V152H115ZM15 154V153H14ZM75 154V152L73 153V155ZM138 154V153H137ZM137 154H134L137 156ZM236 155V154H235ZM2 156V154H1ZM14 156V155H13ZM82 156V155H81ZM86 156V155H85ZM92 157V155H90ZM110 160L108 162H104V156H96L92 159L89 158V161H86L87 159H85L86 162H89V164L93 167V170L90 172V175L88 177V181L94 182L96 181L100 174L98 173V171H102L104 170L106 167L108 168V165H111L113 167L117 166L115 163L119 160V159H125V156H118L117 154L115 156H109ZM152 157L156 158L157 162L159 164V166H161L163 169H165L167 172L166 174H164V178L163 179H153L150 177L149 172H153V171H157V165H152L149 166L148 162L152 161L155 162V160H150ZM160 157L163 160V163L160 162L159 163V159ZM134 158V156H133ZM133 158H130V160L133 161ZM137 158V157H136ZM9 159V158H8ZM18 159V158H17ZM19 160V159H18ZM21 160V159H20ZM82 160V159H80ZM129 160V161H130ZM11 161V160H10ZM22 161V160H21ZM77 161V160H76ZM128 161V160H125ZM128 161V163H129ZM131 161V162H132ZM4 162H8V161H4ZM35 162V161H34ZM82 162V161H81ZM130 162V163H131ZM10 163V162H9ZM54 168L56 167V163L57 161L54 162ZM152 164V163H151ZM29 165V164H28ZM233 165V163H232ZM4 166V165H3ZM37 166V165H36ZM58 166V165H57ZM80 166V165H79ZM77 166V167H79ZM130 166V165H129ZM135 165H133L132 167L134 168ZM252 166V165H251ZM7 167V166H5ZM48 167V166H47ZM131 167V169H132ZM254 167V166H253ZM8 168V167H7ZM6 168V169H7ZM50 168V167H49ZM53 167H51L52 169ZM121 168V167H120ZM130 168V167H129ZM232 168V167H231ZM109 169V168H108ZM119 169V168H118ZM162 169V170H163ZM8 170V169H7ZM130 170V169H129ZM52 171V170H51ZM79 171V169H78ZM82 171V170H81ZM135 171V169H134ZM138 171V170H137ZM232 171V170H231ZM4 172V171H2ZM115 172V171H114ZM1 173V171H0ZM12 173V172H11ZM16 173V172H15ZM67 173V172H66ZM81 175L79 176V182L82 184L84 181V178L82 176L83 172H80ZM135 173V172H134ZM139 173V172H138ZM161 173V172H160ZM239 173V172H238ZM87 174V173H85ZM99 174V175H98ZM149 174V175H148ZM155 174V173H154ZM159 174V173H158ZM61 175V174H60ZM87 175V176H88ZM103 175V174H102ZM156 175V174H155ZM160 175V174H159ZM158 175V176H159ZM52 176V175H50ZM129 176V175H128ZM162 176V175H160ZM6 177V176H4ZM21 177V176H20ZM29 177V176H28ZM42 177V176H41ZM39 177V178H41ZM54 177V176H53ZM235 177V176H234ZM8 179V178H7ZM14 179V177L12 178ZM23 179V178H22ZM64 179V178H63ZM25 180V179H24ZM27 180V178H26ZM35 180V179H34ZM22 181V180H21ZM49 181V180H48ZM59 181V179H58ZM114 181V180H113ZM112 181V183H114ZM26 182V181H25ZM31 182V181H29ZM52 182V181H50ZM123 182V181H122ZM238 182V181H237ZM61 183V182H60ZM230 183V182H229ZM53 184V183H52ZM115 184V183H114ZM32 185V183H31ZM85 185V184H83ZM92 185V184H91ZM122 185V183L120 184ZM208 187H207V186ZM53 186V185H51ZM77 186V185H76ZM96 186V185H95ZM115 186V185H114ZM228 186V187H227ZM41 187V186H40ZM55 187V186H54ZM81 187V191L79 190V192H85L86 191V186H82ZM125 187V186H124ZM122 189H125V188ZM73 189V187H71ZM106 188V187H105ZM39 189V188H38ZM69 189V187H68ZM107 189V188H106ZM130 189V191H131ZM90 190V188H89ZM139 190V189H138ZM22 193L23 194H29V187H25L22 189ZM38 191V190H37ZM41 191V189H40ZM67 191V190H66ZM129 191V192H130ZM159 191H164L165 194L164 195H157L156 192L159 193ZM45 192V191H44ZM62 192V191H61ZM64 192V191H63ZM91 192V191H90ZM125 192V190H124ZM138 192V191H137ZM5 193V192H3ZM34 193V192H33ZM36 193V192H35ZM47 193V192H45ZM107 192H103V193H99L101 196L106 194ZM176 195V198L179 200L178 202H180L181 206L177 209V210H173V216L172 217H167V215L164 212V205H163V201L165 199H169V196H171L172 194ZM17 194V193H16ZM83 194V193H81ZM80 194V195H81ZM85 194V193H84ZM88 194V193H87ZM7 195V194H6ZM21 195V194H20ZM90 195V194H89ZM111 195V194H110ZM116 195V194H115ZM142 195V194H141ZM8 196V195H7ZM32 196H35L32 195ZM46 195L42 196L45 197ZM66 196V195H65ZM69 196V195H68ZM76 196V195H75ZM79 196V195H78ZM84 196H88V195H84ZM124 196V195H123ZM143 196V195H142ZM5 197V196H4ZM90 197V196H89ZM132 197V196H131ZM134 197V196H133ZM144 197V196H143ZM175 197V196H174ZM27 198V197H26ZM35 198V197H34ZM67 198V196H66ZM88 198V197H87ZM117 198V197H116ZM114 198V199H116ZM123 198V197H122ZM121 198V199H122ZM29 199V198H28ZM85 199V198H84ZM83 199V200H84ZM90 200V198H88ZM130 199V197H129ZM135 199V198H134ZM141 199V198H140ZM22 200V199H20ZM30 200V199H29ZM28 200V202H29ZM31 200H33V198H31ZM30 200V201H31ZM38 200V199H36ZM119 200V199H118ZM126 200V199H125ZM139 200V198H138ZM147 200V199H146ZM25 201V200H23ZM65 201V200H64ZM106 201V200H105ZM113 201V200H112ZM117 201V200H116ZM120 201V200H119ZM128 201V199L126 200ZM26 202V201H25ZM33 202V201H32ZM39 202V200H38ZM79 204H81V201H78ZM84 202V201H83ZM177 202V203H178ZM24 203V202H22ZM30 203V202H29ZM37 203V202H36ZM42 203V201H41ZM145 203V202H144ZM175 203V205L177 204ZM43 204V203H42ZM41 204V205H42ZM49 204V203H47ZM78 204V205H79ZM95 204V203H94ZM93 204V205H94ZM129 204V203H128ZM127 204V205H128ZM132 204L133 201H132ZM39 205V204H38ZM106 205V204H105ZM145 205V204H144ZM43 206V205H42ZM59 206V205H58ZM77 206V205H76ZM86 206V205H83ZM116 206V205H114ZM174 206V205H172ZM177 206V205H176ZM40 207V205H39ZM44 207V206H43ZM47 207V206H46ZM45 207V209H46ZM63 207V206H62ZM73 208V206H71ZM80 207V206H79ZM111 207V206H109ZM128 207V206H127ZM48 208V207H47ZM77 208V207H76ZM98 208V207H97ZM166 208V207H165ZM173 208V207H172ZM49 209V208H48ZM47 209V210H48ZM59 209V208H58ZM101 209V208H100ZM130 209V208H128ZM136 209V208H135ZM142 209V208H141ZM170 209V208H168ZM39 210V209H38ZM75 210V208L73 209ZM118 210V209H117ZM140 210V209H139ZM146 210V207L144 209ZM40 211V210H39ZM43 211V210H42ZM51 211V210H50ZM111 211V210H110ZM128 211V210H127ZM133 211V210H132ZM172 211V210H171ZM169 210V212H171ZM47 211H45L46 213ZM67 212V211H66ZM70 212V211H69ZM89 212V211H88ZM112 212V211H111ZM114 212V211H113ZM112 212V213H113ZM135 212V211H134ZM139 212V211H138ZM149 212V211H148ZM154 212V211H153ZM43 213V212H42ZM79 213V212H78ZM108 213V212H107ZM130 213V212H129ZM129 213H124L125 215H128ZM152 213V212H151ZM59 214V213H58ZM105 214V213H104ZM111 214V213H110ZM144 214V213H143ZM49 215V214H48ZM51 215V214H50ZM54 215H57L56 213H54ZM113 215V214H111ZM146 215V214H145ZM223 215H229L234 217V219L236 220V224L239 228V231L241 233V236L243 237V242H242V247L244 249V253L238 255L239 253V246L241 243H239L238 241V237H234L231 234H226L224 233V225L222 222H220V220L222 219ZM38 216V215H37ZM64 216V215H63ZM68 216V215H67ZM71 216V215H70ZM115 216V215H114ZM151 216V214H150ZM36 217V216H35ZM56 217V216H55ZM99 217V216H97ZM111 217V216H108ZM135 215H128L127 220H126V224L123 226L120 225V227H118L117 223L113 224L112 226H110L111 228L109 229L110 233H112L113 235V247L114 250L116 251V247L119 243V238L123 237V239L121 238V245L118 246V248L123 252H128L129 250V246H131L133 244V247L137 245V242L139 241V239L137 238V236L139 235V231H138V227L139 226H134V223L140 219L135 217ZM1 218V216H0ZM112 218V217H111ZM153 218V217H152ZM153 218V219H154ZM48 219V218H47ZM70 219V218H68ZM72 219V218H71ZM74 219V217H73ZM86 219V218H85ZM107 219V218H106ZM120 219V218H119ZM118 219V220H119ZM123 219V218H121ZM255 219V218H254ZM77 220V219H75ZM83 220V219H82ZM108 220V219H107ZM124 220V219H123ZM149 220V219H148ZM31 221V220H30ZM74 221V220H73ZM81 221V220H80ZM135 221V222H134ZM154 221V222H155ZM52 222V221H51ZM75 222V221H74ZM95 222V216H92L90 218H87V226H91L92 223ZM111 222H113L111 220ZM123 222V221H122ZM65 223V222H64ZM114 223V222H113ZM139 223V221L137 222ZM145 223V222H144ZM233 223V222H232ZM120 224V223H119ZM136 224V223H135ZM72 225L74 226V223H72ZM81 225V224H80ZM7 226V225H6ZM9 226V225H8ZM62 226V225H60ZM67 226V225H66ZM94 226V225H93ZM92 226V227H93ZM150 226V225H149ZM152 226V224H151ZM58 227V226H57ZM229 227V226H228ZM33 228V227H32ZM60 228V227H59ZM73 228V227H72ZM84 228V227H83ZM95 228V226H94ZM100 228H103V225L101 224ZM158 228V227H157ZM162 228V227H161ZM51 229V228H50ZM159 229V228H158ZM164 229V228H163ZM153 230V227H152ZM9 231V230H8ZM7 231V232H8ZM50 231V230H49ZM70 231V230H69ZM155 233L158 234V230H156L154 228ZM163 231V230H162ZM45 232V231H44ZM47 232V231H46ZM56 232V230H55ZM165 232V230H164ZM57 233V232H56ZM72 233V232H71ZM96 233V232H94ZM154 233V232H152ZM51 234V233H50ZM62 234V232H61ZM60 234V235H61ZM29 235V234H28ZM45 236V235H44ZM95 236V235H94ZM150 236V235H149ZM240 236V237H241ZM139 237V236H138ZM145 237V236H144ZM155 237V236H154ZM32 238V237H31ZM31 238L29 237V239L31 240ZM51 238V236H50ZM72 238V236H71ZM158 238V236H157ZM36 239V238H35ZM40 238H38L37 240H39ZM61 239V238H60ZM96 239V238H95ZM36 240V242H37ZM44 240V238H43ZM48 240L49 237H48ZM142 240V239H141ZM45 241V240H44ZM47 241V239H46ZM61 241V240H60ZM93 241H95L93 239ZM112 241V240H111ZM146 241V240H145ZM149 241V240H148ZM147 241V242H148ZM155 242V240H153ZM166 241V240H164ZM241 241V240H240ZM78 242V241H77ZM80 242V241H79ZM47 243V242H46ZM51 243V242H50ZM49 243V244H50ZM53 243V242H52ZM144 243V242H142ZM39 244V243H38ZM55 244V243H54ZM78 244V243H77ZM93 244V243H92ZM41 245V244H39ZM46 245V244H45ZM48 245V244H47ZM72 245V244H71ZM144 245V244H143ZM163 245V244H161ZM244 245V246H243ZM84 246V245H83ZM166 246V245H165ZM40 247V246H39ZM45 247V246H44ZM49 247V246H48ZM47 247V248H48ZM72 247V246H71ZM97 247V246H96ZM132 247V246H131ZM142 247V246H141ZM196 247V246H195ZM51 248V246H50ZM83 248V247H82ZM31 249V248H30ZM71 249V248H70ZM75 249V248H74ZM84 249V248H83ZM107 249V247H106ZM143 249V247H142ZM196 249V248H195ZM44 250H46L44 248ZM52 250V249H51ZM54 250V249H53ZM132 250V249H130ZM129 250V252H130ZM139 251V249H137ZM156 250V249H155ZM191 250V249H190ZM37 251V250H36ZM49 251V249H47L44 253L46 254ZM95 251V250H94ZM99 251V250H98ZM136 251V250H135ZM151 253V250H149ZM147 251V253L149 252ZM153 251V250H152ZM179 251V250H178ZM183 251V250H182ZM1 252V251H0ZM43 252V249H42ZM55 252V251H54ZM134 252V251H133ZM155 252V251H154ZM180 252V251H179ZM184 252V251H183ZM192 252V251H191ZM195 252L197 253V251L195 250ZM194 252V253H195ZM200 252V250H199ZM243 252V251H242ZM56 253V252H55ZM58 253V252H57ZM135 253V252H134ZM145 253V252H144ZM171 253V252H170ZM181 253V252H180ZM29 254V253H28ZM43 254V253H42ZM42 254L40 256H42ZM74 254V253H73ZM138 254V253H137ZM163 254V253H162ZM161 254V255H162ZM53 255V254H52ZM56 255V254H55ZM83 255V254H82ZM128 255V254H127ZM153 255V254H152ZM172 255V254H171ZM22 256V255H21ZM49 256H51L49 254ZM62 256V253H61ZM86 256V255H85ZM103 256V255H102ZM119 256V255H118ZM117 256V257H118ZM149 256V255H148ZM156 256V253L155 255ZM53 256H51L52 258ZM89 257V256H88ZM157 257V256H156ZM164 257V256H163ZM36 258V257H34ZM55 258V256H54ZM150 258H152L150 256ZM171 258V256H170ZM174 258V257H173ZM202 258V257H199ZM20 259V258H19ZM53 259V258H52ZM120 259V257L118 258ZM134 259H139L134 258ZM148 259V258H147ZM38 260V259H36ZM47 260H51L49 257H47ZM55 260V259H53ZM83 260V259H82ZM96 260V258H95ZM111 262L112 263H116V259L114 256L111 257ZM122 260V259H121ZM125 260V259H124ZM173 260V259H172ZM175 260V259H174ZM20 261V260H19ZM24 261V260H23ZM52 261V260H51ZM81 260L78 261V263H80ZM240 261H237L240 263ZM83 261H81L82 263ZM118 262V261H117ZM126 262V261H125ZM162 264H171V259H169L168 257L164 259V261ZM22 263V262H21ZM29 263V262H28ZM47 263V262H46ZM49 263V262H48ZM98 263V262H97ZM129 263V262H128ZM176 263V261H175ZM174 263V264H175ZM1 264V261H0ZM4 264V263H2ZM52 264H64V261L61 259H58L56 262L52 263ZM88 264V263H87ZM95 264V263H94ZM100 264H109L108 261H101Z\"/></svg>","mask_w":264,"mask_h":264}]
</instances>
